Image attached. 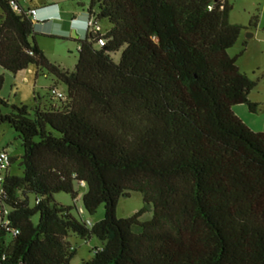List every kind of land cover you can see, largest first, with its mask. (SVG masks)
Returning a JSON list of instances; mask_svg holds the SVG:
<instances>
[{
    "label": "trees",
    "instance_id": "16d2710c",
    "mask_svg": "<svg viewBox=\"0 0 264 264\" xmlns=\"http://www.w3.org/2000/svg\"><path fill=\"white\" fill-rule=\"evenodd\" d=\"M231 8L228 0H89L83 23L92 26L73 40L68 72L38 48L34 9L0 0V68L34 67L65 88L56 98L52 87L44 107L7 113L0 96V125L22 148L21 174L7 168L0 182L8 221L0 264H71L70 236L101 243L80 264H264V132L232 112L259 107L249 100L257 82L227 53L245 30L229 23ZM78 188L88 215L104 206L99 222L54 202L57 193L74 201ZM133 192L142 208L117 219L118 200Z\"/></svg>",
    "mask_w": 264,
    "mask_h": 264
},
{
    "label": "rangeland",
    "instance_id": "374dc122",
    "mask_svg": "<svg viewBox=\"0 0 264 264\" xmlns=\"http://www.w3.org/2000/svg\"><path fill=\"white\" fill-rule=\"evenodd\" d=\"M30 1L34 5L45 3V0ZM50 2L58 4L61 14L46 23L34 25L35 42L50 63L72 72L78 57L77 42L73 40L83 38L84 27L83 29L72 28L68 23H72L70 19L73 17L84 20V12L88 7L89 0H50ZM228 2L232 7L229 13V23L241 25L245 30L241 31L237 42L227 53L230 57L236 58V66L241 72L257 82L256 87L249 94V100L258 105V112L256 114L249 113L247 108L242 106L248 113L247 117L251 120V122L243 123L248 124L255 131L262 132L264 131V0H228ZM254 17L257 18L256 27H249V23ZM99 26L103 33L109 28L106 21H101ZM112 58L118 62L120 52L113 55ZM0 76L2 77L0 96L9 105V109L3 111L4 113L9 112L12 106H34L36 104L44 107L48 103L49 91L52 87L61 93L65 91L64 86L56 83L52 76L45 73L35 76L34 67H29L16 75L0 68ZM232 109V112H237V107ZM2 150H5L8 156L13 159V162L7 167L8 172L20 175L22 148L17 135L7 125H0V153ZM78 190L79 195L74 201L70 195L64 193L53 195V200L62 206L74 204L80 217L88 220L92 225L99 222L104 215V206L101 205L94 215H88L83 210L81 201L85 189L78 188ZM29 204L30 206L34 204L33 195L29 196ZM142 205L140 193L133 192L127 198H120L116 206V218H129L142 208ZM73 215L78 217L75 212ZM150 217L151 214L147 213L143 216V220H148ZM32 220L36 224L38 216H34ZM68 241L76 250L71 264H80L82 261L90 259L94 250L101 247V243L94 237L83 241L70 236Z\"/></svg>",
    "mask_w": 264,
    "mask_h": 264
},
{
    "label": "crops",
    "instance_id": "0c3cea01",
    "mask_svg": "<svg viewBox=\"0 0 264 264\" xmlns=\"http://www.w3.org/2000/svg\"><path fill=\"white\" fill-rule=\"evenodd\" d=\"M43 1V0H42ZM19 5L27 10V9H34L36 10V14L35 17L33 19V24L35 25H39L42 23H46L50 20H53L52 18H56L59 17V15L61 14L58 8V4L51 2V3H47L44 5V3H39L38 5H34L32 3V1L28 0V1H18ZM70 21H72V23L70 24V22L68 23V25H70V27L72 28H78V29H83V19L80 18H72L70 19ZM251 101V100H250ZM252 102V101H251ZM243 105H239V106H235L237 107V112H233L242 122H251L250 118L247 117V112L244 111ZM234 108V107H233ZM233 110V109H232ZM249 129H251L253 132H259V131H255L253 130L248 124H245ZM264 132V131H262Z\"/></svg>",
    "mask_w": 264,
    "mask_h": 264
},
{
    "label": "built area",
    "instance_id": "2783aa9c",
    "mask_svg": "<svg viewBox=\"0 0 264 264\" xmlns=\"http://www.w3.org/2000/svg\"><path fill=\"white\" fill-rule=\"evenodd\" d=\"M35 14H36V10H31L29 12V15L32 19H34ZM87 26H92L91 22H89L88 25L84 23V30L87 28ZM94 28H95V31L100 30L98 26H95ZM98 44L103 45V40H99ZM51 94H53L56 98H62V94L57 91H52ZM7 167H8V156L6 154L0 153V182L3 179V174L6 172ZM6 215H7V211H3L2 215L0 216V228L1 229H6L8 226V221L5 219ZM86 224L90 225L89 221H86ZM12 234L16 235L17 231H12Z\"/></svg>",
    "mask_w": 264,
    "mask_h": 264
},
{
    "label": "clouds",
    "instance_id": "9594fccd",
    "mask_svg": "<svg viewBox=\"0 0 264 264\" xmlns=\"http://www.w3.org/2000/svg\"><path fill=\"white\" fill-rule=\"evenodd\" d=\"M84 24V23H83ZM84 27V26H83Z\"/></svg>",
    "mask_w": 264,
    "mask_h": 264
},
{
    "label": "water",
    "instance_id": "95a60500",
    "mask_svg": "<svg viewBox=\"0 0 264 264\" xmlns=\"http://www.w3.org/2000/svg\"><path fill=\"white\" fill-rule=\"evenodd\" d=\"M75 36V35H74Z\"/></svg>",
    "mask_w": 264,
    "mask_h": 264
}]
</instances>
